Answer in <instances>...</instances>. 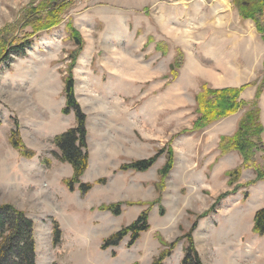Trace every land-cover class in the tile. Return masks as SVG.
<instances>
[{"label": "rangeland", "instance_id": "1", "mask_svg": "<svg viewBox=\"0 0 264 264\" xmlns=\"http://www.w3.org/2000/svg\"><path fill=\"white\" fill-rule=\"evenodd\" d=\"M45 1L0 0V32L7 30L9 39L18 36L24 40L33 32L25 27L29 10L41 8ZM69 21L85 43L73 74L81 108V102L92 101L90 177L92 183L106 179L98 185L104 189L86 200L92 201L91 207L80 202L84 199L81 193L77 192L80 198L69 200L63 196L65 180L57 170L61 161L56 157L60 151L54 139L77 126L75 112L64 113L69 56L77 50L66 32ZM250 30L262 45V53L258 77L248 83ZM255 30L254 21L243 19L233 0H79L59 27L33 39L25 56L13 55L0 65V206L10 204L34 222L37 264H152L165 248L161 238L170 243L184 236L219 195L233 190L229 184L222 189L208 174L209 186L216 185L218 195L205 189L190 195L184 178L196 186V174L193 170L187 175L179 172L188 163L185 153L199 146V137L191 140L179 135L173 144L177 168L165 215L159 205L154 206L160 214L141 244L130 246L126 238L118 247L102 249L106 238L137 220L140 212L134 207L151 209L148 205H124V212L116 216L100 207L120 202L121 185L142 178L133 171L123 175L120 168L124 163L152 157L173 136L193 127L198 118L196 96L202 86L197 92L195 87L196 83L203 85L194 78L196 72L203 68L224 74L227 80L226 67L234 60L241 75V85L236 88L256 84L246 89L253 91L252 99L243 98L245 90L241 100H254L258 86L264 85V38ZM158 44L164 46L165 54L157 49ZM251 59L257 61L256 55ZM176 61L182 64L177 78L171 73ZM259 108L264 128V88ZM247 111L234 115H241V122ZM17 127L23 143L34 153L32 158L23 157L10 142ZM214 134L211 132L212 140L206 144L210 149H204L198 159L200 166H206L216 152ZM261 141L263 149L255 153V163L263 169L264 131ZM110 150L117 154L115 158L100 159L97 152ZM101 168L113 169L97 179ZM155 172L159 175L155 168L150 176ZM256 176V171L248 168L239 184ZM220 179L229 182L225 175ZM157 184L154 188L159 193ZM248 189L233 194L243 195L240 202L234 196L221 202L196 233V247L204 264H264V236L257 235L256 240L251 235L244 240L239 236L245 211L250 217L264 208V182L254 188L250 203L245 199ZM56 223L62 232L58 244L54 243ZM183 247L173 252L167 264H183L187 244Z\"/></svg>", "mask_w": 264, "mask_h": 264}, {"label": "trees", "instance_id": "2", "mask_svg": "<svg viewBox=\"0 0 264 264\" xmlns=\"http://www.w3.org/2000/svg\"><path fill=\"white\" fill-rule=\"evenodd\" d=\"M78 1L46 0L39 6L41 8L29 10L25 27H31L33 32L27 34L22 41L18 36L9 39V36L6 35L7 30L0 32V65L10 60L13 55L25 56L26 50L33 44V39L44 31L59 27L65 21L69 10ZM233 1L241 17L245 20L254 21L257 32L263 35L264 38V0ZM245 3L248 5H245ZM66 32L69 35L70 41L77 47V50L72 51L69 56L71 63L68 67V75L65 78L66 107L64 113L69 114L71 111H74L77 118V126L56 136L54 143L60 151V154H56V157L62 163L70 164L74 171L73 176L66 179L64 184L70 191L74 192L78 189L82 196H86L95 185L104 184L106 179L98 180L95 183H84L81 180L88 170L89 164L87 115L76 98L73 70L78 57L83 52L85 43L71 21L66 24ZM157 49L164 54L166 53L164 46L161 44L157 45ZM181 66L182 64L179 61L173 64L171 73L175 78H177V70ZM255 85V83H251L241 88L216 89L206 83L203 84L196 96L198 118L194 122L193 127L173 136L168 145L158 149L152 157L144 160H131L121 166L120 170L123 172L135 171L144 173L152 169L161 157L164 156L166 158L165 165L159 172L160 182L157 184L160 194L159 198L153 202L138 203L139 205H148L150 208L159 205L161 214L165 215L162 197L166 189V180L175 166L176 153L173 144L176 138L179 135H191L201 132L212 124L228 118L241 110H248L241 120L236 134L221 137L219 143L221 156L236 151L240 153L243 159V163L240 166L226 173L229 179L228 184L231 188L233 187V190L219 195L211 208L197 217L191 229L184 236L170 243L161 238L160 242L165 248L153 261V264H165L166 260L172 256L182 241H185L187 244L183 264H204L194 239V233L198 228L199 221L214 213L222 201L239 190L250 188L264 181V168H259L255 163V153L263 149L261 146V135L264 128L260 118L259 101L263 94L264 85L258 86L254 100L248 102L241 100L242 93L247 88ZM10 142L23 157L32 158L34 156V153L23 143L18 127L12 131ZM248 168H253L256 171V178L245 185L239 184L244 170ZM248 197L249 193H246L245 199H248ZM124 205L133 206L134 203L118 202L103 205L100 207V210L119 216L122 213ZM34 227V222L27 217L25 212L16 209L10 204L0 206V264H37ZM150 229L149 210H146L132 224L123 227L106 238L102 249L107 250L118 247L126 238L130 239V246H134L142 234L149 232ZM61 233L60 226L56 223L54 229L55 244L60 242ZM253 233L258 236H264V208L255 214Z\"/></svg>", "mask_w": 264, "mask_h": 264}, {"label": "crops", "instance_id": "3", "mask_svg": "<svg viewBox=\"0 0 264 264\" xmlns=\"http://www.w3.org/2000/svg\"><path fill=\"white\" fill-rule=\"evenodd\" d=\"M90 20H91V18H90ZM255 31L257 32V30H255ZM254 33L255 32L253 30H250V32L248 34V39H249L248 40V54H249L248 55L249 56L248 57V83H250L251 80L258 77L257 76L258 75L257 72L259 71L258 58H259V55L261 56V53H262V50H261L262 45L258 41L256 42V39L254 38L255 37ZM253 54L256 55L257 61H254V62L252 61L251 58H252ZM231 64H232V67L230 66ZM226 69L229 71V77L227 80H226V77L224 74H217L216 72L212 73L209 71H204L203 68L201 70H199V72H196V75H194V78L201 81L202 84L206 83L209 86H211L212 88H216V89L239 87L241 85V80H240L241 75H240L239 64L233 60V62L230 63L226 67ZM200 86H202V85H200L199 83H196L195 92H197L200 89ZM90 91H91L90 94L92 95V88H90ZM252 92L253 91L246 90L243 94V98L244 99H252ZM81 103H82L81 104L82 108L85 111V114L87 115V131H88L87 144H88V152H89L88 170L86 171V173L82 177V182L92 183V178L90 177L91 176L90 171L92 168V156H93V153H92V101L91 102L87 101L86 104H85V102H81ZM240 116L239 115H232L228 118L222 119L221 121H219L217 123H214L213 125L209 126L208 128L204 129L201 132L194 133L191 135H187L188 137H186V138L187 139L191 138V140L199 137V142H198L199 146L197 147V149H195V150H193L187 154L185 153V157L188 160V163H186L185 168H183L181 170V172H179V174L183 173V174L187 175V174H189V172H191L193 170V172L196 174V177H195L196 178V186L195 185L192 186L191 184L189 185V183H190L189 178L188 177L184 178L186 181V185L189 187L191 196H193L195 193H197L196 191H198L200 189L212 191V196L218 195L215 192L217 190L216 185L214 186V188H212V186H209L208 174L211 175L210 181L214 179L217 182L216 184H218V185L221 184V185H219V187H221L222 189L225 190L226 188H228V186H227L228 180H225V179L221 180L220 178L224 175H225V178H227L226 173L228 171H231V170L237 168L238 166H240L243 159H242L241 155L239 153H237L236 151L230 152V153L226 154L225 156H221V152L219 150V143H220L221 137L232 136L236 133V131L238 129V125L240 123V119L242 117V116L241 117ZM74 120L76 121V119H74ZM213 131L215 133L214 135H216L215 139L218 140L216 142H215V139L213 140L215 142L214 146H215L216 152L210 158V161L207 162L206 166H200L201 160L199 161L198 159H200L202 157V155H204L202 153V151L204 149L207 150V152L210 149L209 144L208 145H206V144L212 140V138L210 136H211V132H213ZM191 140H189V141H191ZM142 144H144V143H142ZM100 148H102V147H100ZM174 150L176 153L175 166H174V169L172 170L171 174L169 175V177L166 180V189H165V191L163 193V197H162V205L164 206L165 209L167 208V205L169 204L170 190H172L171 179H172L173 175L175 174V171L177 168L178 155H177V150L175 147H174ZM97 153H99L98 155H99L100 159L106 158V161L109 159L115 158L117 155V154H114V152L111 150L109 152H106L105 154L104 153L102 154V152H97ZM155 153H156V150H155ZM130 158L134 159L133 156ZM165 162H166V160L163 156L158 160L156 165L152 169H150L149 171L144 172V173L133 171V173H135L136 175L139 174L142 178L131 181V183L130 182H126V184L123 183L121 185L122 186L121 192H120L119 198L117 200L120 202H123V203H127V202L134 203V205L131 207L137 206L138 203H140V202H153V201L157 200L160 195H159L158 191L156 192L154 187L160 181V176L158 174L156 175V172H155L154 176L151 177L149 173L151 172V170H153L155 168L158 169L160 172V170L165 165ZM102 164L107 165L106 162H103ZM119 164L120 163H118V165ZM99 165L101 166V164H99ZM117 166H116V168H118ZM193 167L195 168V170L193 169ZM209 168L211 170H209ZM101 169L102 170L99 172L100 175H99V177H97V179H99L100 177L109 175L113 168L110 170H107V168H105V169L101 168ZM57 170L60 172L61 178L63 180L71 178L74 174L72 166L68 163L59 162ZM120 172L123 173V175H126V174L131 173L132 171H129V172L120 171ZM241 180H242V178H241ZM241 180H240V183H242ZM263 182L264 181L259 182L257 185H259L260 183H263ZM257 185L251 186L248 189L249 197H248V199H246V200H248V203L251 202V200L253 198V190ZM111 187H112V189L111 188L110 189L113 190V186H111ZM102 189H104V188H101L98 185H95L94 188L86 196H83L84 199L80 202H84L87 205L90 204L89 206L91 207L92 201L89 200L88 202H86V200L90 199L92 197V194L95 195L99 190H102ZM106 190H108V189L106 188ZM77 192L80 195V191L78 189H76L74 192H70L65 185L64 189H63V196L68 200L71 198L74 199V197L80 198V196H78ZM232 196H234V195H232ZM232 196H230L229 198H233ZM191 198H193V197H191ZM229 198H227V199H229ZM234 198H236V201H238V202H240L244 199L242 194L235 195ZM145 200H147V201H145ZM226 200H224V201H226ZM112 201H114V200L112 199L111 201H108V203H110ZM224 201H222V202H224ZM64 206H67V205L64 203ZM127 207H129V206H127ZM155 207H153L149 210V222H150L151 229L153 228L152 222L154 220H156L160 214L159 210H156ZM134 209L138 210L140 212V215L145 211V208H142V207L141 208L134 207ZM123 212L124 211H122V213ZM254 217H255V215H253V213L251 214L250 217L247 216L246 211H245L244 216L241 219L242 222L245 223V225H242V226L240 225V231H239L240 232L239 236H240L241 240H244V238L248 237V235L253 236L255 238V240L257 239L258 236L253 235L254 234L253 233ZM205 221H206V219L205 220L202 219V221L199 222L198 228L194 233L195 242H196V233L203 227V225H205ZM246 222H247V224H246ZM151 229H150V231H151ZM144 234H142L141 238L136 242L135 245L141 244ZM181 246L185 247L186 242H183L180 246L178 245V247L175 249V251ZM196 246H197V243H196ZM139 248L142 249V247H138V249ZM167 260H166L165 264H167ZM139 263H141V262L138 261L137 264H139Z\"/></svg>", "mask_w": 264, "mask_h": 264}, {"label": "flooded vegetation", "instance_id": "4", "mask_svg": "<svg viewBox=\"0 0 264 264\" xmlns=\"http://www.w3.org/2000/svg\"><path fill=\"white\" fill-rule=\"evenodd\" d=\"M245 5H248L247 3H245Z\"/></svg>", "mask_w": 264, "mask_h": 264}]
</instances>
